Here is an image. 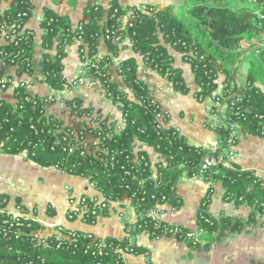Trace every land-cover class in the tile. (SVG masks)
I'll return each mask as SVG.
<instances>
[{"label":"trees","instance_id":"1","mask_svg":"<svg viewBox=\"0 0 264 264\" xmlns=\"http://www.w3.org/2000/svg\"><path fill=\"white\" fill-rule=\"evenodd\" d=\"M5 1L8 4L0 11V38L5 29L0 65L14 66L18 75L33 76L34 31L26 22L34 4L31 0ZM180 8L172 3L123 6L119 0H109L105 6L89 2L74 24L69 14L45 6L40 20L42 77L33 76L32 81H44L55 90L73 87L63 73V58L67 46L76 43L81 58H88V74L97 78L118 105L124 125L118 128L117 121L101 107L79 96L64 98L76 126L69 124L47 112L50 98L32 93L26 83L19 82L11 98L0 95V154H20L39 165L85 177L104 198L97 207L99 215L107 212L111 202L129 200L140 214L132 235L147 231L151 237L174 236L197 247L202 238H212L221 224L228 223L227 217L219 222L208 209L215 182L223 185L226 200L251 206L248 222H264L259 218L264 214V180L236 161L202 170L209 187L195 228L173 225L150 214L163 210L158 205L167 204L172 210L181 206L176 191L180 177L200 173L207 155L225 156V149L238 143L232 124L264 137V0H183ZM127 37L145 67L159 73L174 90L188 93L183 71L174 65L167 45L181 52L191 66L197 85L194 96L199 101L211 95L223 78L227 116L215 128L221 136L220 146L209 149L192 143L169 123L170 114L139 76L135 56L121 60L117 67L132 96L109 78L111 57L119 54ZM102 42L109 54L98 58ZM97 58L99 67H92ZM243 65L245 79L239 85ZM145 145L152 146L161 159L152 163ZM9 200L8 194L0 193V264H124L121 250L145 251L128 236H106L105 245H99V237L91 232L64 228L59 234L58 225L51 234L40 235L44 225L25 215L21 199H15L18 212L8 209ZM87 207L86 213L93 207L91 199ZM96 218L90 211L85 216L90 223Z\"/></svg>","mask_w":264,"mask_h":264},{"label":"crops","instance_id":"2","mask_svg":"<svg viewBox=\"0 0 264 264\" xmlns=\"http://www.w3.org/2000/svg\"><path fill=\"white\" fill-rule=\"evenodd\" d=\"M34 4L32 15L26 26L34 31L33 76L42 77L41 59L44 48L41 44L40 20L44 7L49 6L58 13H67L75 24L83 17V8L89 2L107 6L109 0H31ZM123 5H143L145 3L160 6L172 3L155 0H119ZM174 4V3H172ZM175 5V4H174ZM118 55H112L109 66V78L117 80L120 88L130 89L122 81L117 67L121 60L135 56L139 64L138 74L144 79L161 106L170 114L169 123L184 133L190 142L215 149L221 145V136L215 129L222 125L219 113H208L202 101L194 96L197 85L190 64L182 57V53L167 45L174 58V65L183 71L184 79L190 88L188 93H181L172 88L171 84L155 70L144 66L141 56L136 53L127 37ZM109 54L104 42L99 46L97 57ZM65 77L71 81L81 70L84 62L76 43L67 46V54L63 58ZM0 71L24 82L29 91L41 97L51 98L47 112L53 113L67 123L74 124V114L65 104L64 98L79 96L86 103L101 107L104 113L117 121V127L124 125L122 112L104 92L101 83L92 75L86 74L84 82L63 90H55L44 81H32V75L27 72L16 74L14 66L1 64ZM222 77L219 81L222 82ZM245 77H239V83ZM263 89V88H262ZM264 90V89H263ZM12 89L0 90V95L12 97ZM198 104H197V102ZM152 163L161 159L159 153L150 145L144 146ZM236 161L242 168L254 171L264 180V137L244 132L238 125V143L236 155L230 160ZM230 166V162L228 164ZM209 182L198 176L182 175L176 185V191L182 200L179 208L172 210L167 204L161 205L160 218L173 225L188 228L197 226V216L200 204L205 197ZM224 187L215 182L209 212L221 222L228 218L226 225L213 233L212 238H202L197 247L174 236L151 237L147 231L139 233L134 241L142 248L141 253H126V264H264V222L254 225L248 222L252 208L248 204L237 205L224 197ZM0 193L9 195L8 209L18 212L15 199L20 198L26 207L25 215L34 218L44 225L39 233L47 236L55 231L57 225L72 230L91 232L96 236L124 239L127 236L126 225L133 224L137 218V210L129 200L114 201L107 207L105 214L97 216L92 223L80 217L69 218L68 212L78 206L80 196L103 200L97 191L82 176L71 175L55 166H42L24 158L20 154H0ZM264 221V214L259 216Z\"/></svg>","mask_w":264,"mask_h":264},{"label":"built area","instance_id":"3","mask_svg":"<svg viewBox=\"0 0 264 264\" xmlns=\"http://www.w3.org/2000/svg\"><path fill=\"white\" fill-rule=\"evenodd\" d=\"M7 4H8V1H5V0L2 1L0 3V11H2ZM4 33H5V29H3L2 35H1V38L0 39H3L4 38ZM82 60L84 62L83 67L74 76V78L71 80L74 85L84 82L85 76L88 73V69H89V66H88V64H89L88 58L86 57L85 59H82ZM98 61H99V59L97 58L96 61H94L91 64V66L98 68L99 67ZM242 76H245V74H244V72L240 71L238 73V79H239V77H242ZM18 83L19 82L18 81H15L13 77L3 75L2 77H0V90H4V89H6V90L7 89H12L13 90L14 86H16ZM22 83H24V82H22ZM226 85H227V83L220 82L219 85H218V87L212 92V94L209 95V96H206L202 100V102L204 104V107H205V109H206V111L208 113H213V114L214 113H219L222 116V124L225 122L226 116H227V107H226V105H225V103L223 101V99L225 97V87H226ZM239 85H242V83L241 84L239 83ZM230 89H232V87ZM231 126H232L231 127L232 128V135L238 136V124L237 123H234ZM177 129H179V128H177ZM236 144L237 143H231L225 149V151L223 152V154L225 156H222L221 155V156L215 157L213 155H207L204 158V160H203V162L201 164V172L198 173V174H196V175H194V176H198L200 178H203V172H202V170L205 169V168H208L209 166H216L219 163H223L225 165H228L229 162H230V160L236 155ZM88 199H91V201H93V207L89 210L90 213H91V215H93L95 217L99 216L97 207L99 206V204H101L102 201H104V199L101 200V201H98V199H96V198H90L87 195H82V196H80V199H79V202H78V206L76 208H74V209L69 210L70 212H68V217L69 218L80 217V218H82V219L85 220L86 214L89 213V211H88V213H86V211L88 210V207H87ZM103 205L106 206V204H103ZM160 206L161 205H158V208ZM136 210H137V208H136ZM150 214H153L155 216L160 217V212L159 211H153ZM139 216H140V214L137 211L136 221L133 224H129V227L126 230L127 236L130 238V242L131 243H134L135 242L134 239H135L136 236L135 235H132L130 233V231L134 229V224L139 220ZM64 228H65L64 226L58 225L57 231L59 232V234L62 233V231L64 230ZM68 237L70 238L71 235L68 236ZM98 237H99L98 244L99 245H102V244L105 245V237H101V236H98ZM121 251H122V260H123L124 264H126L125 263V260H124V256H125L126 253L123 250H121Z\"/></svg>","mask_w":264,"mask_h":264},{"label":"rangeland","instance_id":"4","mask_svg":"<svg viewBox=\"0 0 264 264\" xmlns=\"http://www.w3.org/2000/svg\"><path fill=\"white\" fill-rule=\"evenodd\" d=\"M155 1H159V2H161V5L162 4H164L165 2H167V1H171L172 3H174L175 4V7H176V9L178 10V11H180V5L182 4V2H183V0H155ZM246 69V67L243 65L242 66V68H241V70L240 71H242V72H244V74H245V70ZM245 77V76H244ZM261 87L264 89V84H261ZM197 102V101H196ZM197 104H198V102H197ZM199 105V104H198Z\"/></svg>","mask_w":264,"mask_h":264}]
</instances>
